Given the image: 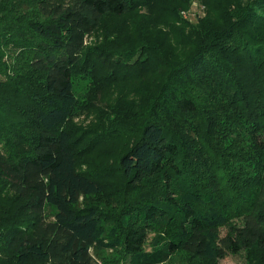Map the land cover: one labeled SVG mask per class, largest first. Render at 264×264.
<instances>
[{
	"label": "trees",
	"instance_id": "trees-1",
	"mask_svg": "<svg viewBox=\"0 0 264 264\" xmlns=\"http://www.w3.org/2000/svg\"><path fill=\"white\" fill-rule=\"evenodd\" d=\"M150 2L0 0V197L11 196L0 206L9 219L0 246L9 263L112 264L107 254L118 251L119 264L212 263L264 251V0H223L210 13L221 26L203 21L192 35L197 54L177 68L176 86L153 89L138 108L150 114L141 112L117 164L78 168L69 124L81 108L74 80L92 60L86 40ZM221 119L226 130L213 131ZM99 170L123 178L118 228H104L97 204L83 205L104 193Z\"/></svg>",
	"mask_w": 264,
	"mask_h": 264
},
{
	"label": "rangeland",
	"instance_id": "rangeland-1",
	"mask_svg": "<svg viewBox=\"0 0 264 264\" xmlns=\"http://www.w3.org/2000/svg\"><path fill=\"white\" fill-rule=\"evenodd\" d=\"M150 1L148 7L135 4L127 15L105 19L99 30L86 40V48L90 51L85 58L87 62L92 60L89 69H83L74 80L81 108L69 124L76 150L81 153L80 169L95 166L93 161L99 166L117 164L123 150L121 146L135 140L143 113L146 116L150 114V106H145L142 111L138 108L144 102L148 104V95L153 89L164 87L166 82L176 86L172 80L177 78V68L197 54L196 40L192 35L199 34L203 21L208 23L210 30L221 26L211 14L217 15L220 8L224 9L223 0H190L186 3L181 0ZM153 94L158 93L155 91ZM164 111L171 110L166 108ZM154 112L161 118L157 109ZM215 116L211 115L210 120H215ZM166 118L169 119V116ZM170 118L173 122L177 118L187 119L180 115ZM210 120H205L202 128ZM217 124L219 126H208L223 133L226 130L223 119ZM97 176L105 183L104 193L83 199V205L97 204L103 210L104 228H118L119 221L114 218H121V213L115 204L118 203V196L125 192L123 178L119 173L106 170L97 171ZM9 197H0V206H8L11 202ZM8 222L7 218L0 219V229ZM241 223L240 218L232 220V224ZM226 230L227 227L220 228V237L225 235ZM7 257L8 254L0 246V264H13L6 260ZM120 259L122 253L119 251L107 254V260L112 264H119ZM166 264H264V251L241 252L212 263L189 260L179 255Z\"/></svg>",
	"mask_w": 264,
	"mask_h": 264
}]
</instances>
